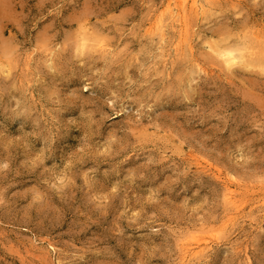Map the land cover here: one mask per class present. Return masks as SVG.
Returning a JSON list of instances; mask_svg holds the SVG:
<instances>
[{
  "label": "rangeland",
  "instance_id": "rangeland-1",
  "mask_svg": "<svg viewBox=\"0 0 264 264\" xmlns=\"http://www.w3.org/2000/svg\"><path fill=\"white\" fill-rule=\"evenodd\" d=\"M176 3L0 0V47L15 39L20 52L9 69L15 87L0 92V141L22 136L34 142L37 153L46 143L48 148L39 171L24 166L23 147L0 152V162H13L9 173L0 172V264H243L252 258L249 253L259 252L264 244V76L260 66L224 70L203 45L205 36L216 40L227 32L233 43L257 34L259 40L248 42L246 50L263 55V45L255 41H264V1L216 0L208 14H189L187 43L179 42V27L167 9ZM237 4L244 7L238 11ZM85 10L89 23L111 38L106 52L111 66L131 64L126 78L135 83L124 89L119 114L104 105L107 111L87 126L85 150L94 155L77 157L78 171L65 173L64 189L49 191L37 207L32 191L44 185L45 169L60 164L63 172L64 157L75 151L73 145L80 147L85 134V126L72 125L96 104L92 89L73 102L72 94L82 93L86 82L51 48L30 62L26 57L40 33L47 31L56 44L71 26L68 18ZM239 13L245 19L236 23ZM7 63L0 57V66ZM48 63L56 65L55 72L45 67ZM93 63L98 67L92 76L104 73L103 59ZM123 79L113 72L111 87L123 88ZM121 125L120 135L128 137L123 155L105 148ZM165 182L171 214L133 216ZM226 184L234 190V204L225 200ZM220 225L227 226L225 241L206 237L203 252L182 257L185 235Z\"/></svg>",
  "mask_w": 264,
  "mask_h": 264
},
{
  "label": "snow or ice",
  "instance_id": "snow-or-ice-1",
  "mask_svg": "<svg viewBox=\"0 0 264 264\" xmlns=\"http://www.w3.org/2000/svg\"><path fill=\"white\" fill-rule=\"evenodd\" d=\"M237 10L244 7L243 4L235 5ZM89 13L85 10L82 11L79 16L69 17L71 26L69 30L63 33L61 36L56 37V44L51 42V38L48 35L47 31L40 33L35 41V47L32 48L26 57V61L30 62L37 54L46 52L48 48H51L54 53H58L61 59V62L65 67H71L74 73L82 76L83 80L86 82V86L83 89V92H74L73 102H77L82 97H88L89 89H92V98L95 99L96 107L91 111H84L81 114V118L77 119L73 123L75 126H85V134L80 140V147L75 148V151L71 152L69 156L64 157L68 163L63 164V172L61 170V165L57 164L54 167L45 169L44 172V185H40L38 189L32 191L33 203L38 207L43 203L45 194L49 191L63 190L67 181V173L69 170L72 172H77L78 169L75 165L78 163L77 157L80 160H87L94 155L92 152L85 150V146L88 144V132L87 126L95 123V116L99 112H106L107 108L104 105L111 106L113 111L119 114V108L117 105L121 102V96L124 95V89L129 88L130 85H134V79H127L128 76L127 69L131 67V64H121L118 68L112 67V62L108 60L107 50L111 42V38L105 34V31L100 29L98 25L90 24L86 18ZM245 19L243 13H239L236 23H240L241 20ZM216 35L215 32L212 33ZM205 43L204 48L207 51L212 52L213 45H219L220 43L225 42L228 39H231V36L225 32L222 35H219L218 39L212 40L208 39L207 36L204 37ZM62 40V43L60 41ZM19 42L15 39L5 41L3 46L0 47V57L9 61L8 69H11V61L20 56L16 45ZM24 46L21 45V48ZM120 51H125L121 49ZM194 58V57H193ZM99 59H103L105 63L104 73H97L95 76L91 75V69L93 67H98V65L93 62ZM220 59L224 61V70L231 72L235 67L242 66L244 60L242 57H236L233 51H228L224 53ZM27 66V63L25 64ZM45 67L50 72L56 71V65L48 63ZM198 71H202L199 65H196ZM261 76H264V63L261 64L259 69ZM115 72L118 76L125 78L122 80L123 88H112L110 76ZM134 77V73L132 74ZM12 72L10 70L0 71V92L10 93L11 89L15 87V84L11 83ZM95 81V83H94ZM97 85L99 90H97ZM111 93L110 95L108 93ZM54 94V93H53ZM103 100V104H101ZM264 102V101H262ZM130 111V109H129ZM109 119H112L111 113L108 116ZM123 119V117H121ZM115 122V121H113ZM130 123V122H129ZM123 125L117 128L116 131H113L109 134L108 141H106L105 148L108 150H118L121 155L124 154V149L127 148L125 143L128 140V137L120 135ZM262 133H264V124L261 126ZM36 132L35 129H33ZM40 135L39 132L36 133ZM135 135V133H133ZM46 139V138H45ZM139 143L146 142L144 139L137 137ZM12 146L23 147L25 151V160L24 166L28 168H34L39 171L40 168L44 167V161L48 160V148L47 143L43 152L37 153L36 148L34 147V142L29 140L28 137H13V139L8 140L7 143L0 141V152L6 148H11ZM111 146V148H109ZM262 148H264V143H262ZM36 153L35 155H33ZM104 154H107L105 152ZM99 155V154H95ZM11 163L13 162H0V172L5 174L11 171ZM50 163V161H49ZM149 164L152 162L149 161ZM264 167V166H262ZM150 179V177H149ZM260 182L264 184V175L260 177ZM158 183V182H157ZM45 185L47 187H45ZM167 187V182L161 184L159 188H153V191L149 193L147 200L144 202L143 206L139 208L138 213H134L133 216H138L145 211H151L153 216L157 217H166L171 214L172 209L166 203V198L164 197L163 190ZM40 189H43L42 191ZM114 194H119L116 187L112 188ZM2 203V201H0ZM183 206V205H182ZM226 225L217 226L214 229L205 228L204 231H193L185 235L181 240V244H186L189 240L194 242L200 241L201 236L211 237L212 240L217 243L223 242L227 239L228 233L226 231ZM153 231L157 229L153 226ZM171 231V229H169ZM206 243V241H204ZM252 256L251 259L243 261V264H264V244L261 245L260 250L256 254L249 253ZM140 264H147L146 261H141ZM213 264H218L213 262Z\"/></svg>",
  "mask_w": 264,
  "mask_h": 264
},
{
  "label": "bare ground",
  "instance_id": "bare-ground-1",
  "mask_svg": "<svg viewBox=\"0 0 264 264\" xmlns=\"http://www.w3.org/2000/svg\"><path fill=\"white\" fill-rule=\"evenodd\" d=\"M215 1L216 0H178V3H176L172 8H170V4L167 5V9L170 11L169 14H170V17H171L173 23H175L176 26L179 27V34H180L179 42L180 43L187 41V33H188L187 32V29H188V26H187V19L188 18L187 17L190 16L189 14H195V16L196 15H200V16L206 15L209 13V10H211L212 5ZM161 17H163V16H161ZM161 17H159V21H160ZM190 18H191V16H190ZM156 20H158V19H156ZM160 24L163 25L164 23L163 24L160 23ZM155 27H158V26H155ZM160 27H162V26H160ZM189 29H190V27H189ZM161 35H163V34L161 33ZM251 35L252 34H249V36L244 37L243 40L241 39L240 41H236L233 43L228 42L226 40L225 42L220 43L219 45H213L212 46V52L215 53V57H218L220 59V57L224 53H226L228 51H233L235 53L236 57H242L243 58L244 64L242 66L244 68L256 67V66L259 67V66H261L262 63H264V56H263L264 54L262 55V53H261V55H257V52H255V55L253 56V53H254L253 51H247L246 50V48L248 46L249 47L251 46V45H248V42L250 44V41H252V40H259L257 38L258 37L257 34H255L256 36L253 34L254 37H252ZM255 42H257L260 45V48H261V45H263L262 48H264V41L260 40V41H255ZM246 45H248V46H246ZM255 46H256V44H255ZM252 48H254V47H252ZM248 49L250 50L251 48H248ZM254 49H256V48H254ZM263 50H262V52H263ZM220 61L224 65V61L222 59H220ZM7 65H8V63H7ZM2 70H9V69L5 65H1L0 71H2ZM224 195L226 198L225 200H227L229 203L234 204L236 202L235 196H234V190L231 189L230 185H228V184L225 185ZM207 239H206V237H201L200 241L196 242L195 245H194V242L191 240H189L186 244H182V257L184 259L189 260L190 258H194L198 254L203 252L208 247ZM204 241H206V243Z\"/></svg>",
  "mask_w": 264,
  "mask_h": 264
}]
</instances>
